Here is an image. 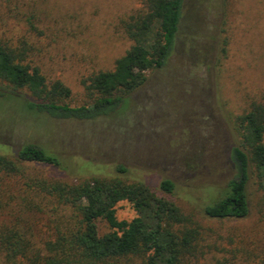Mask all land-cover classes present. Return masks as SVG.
I'll return each instance as SVG.
<instances>
[{"label": "rangeland", "instance_id": "374dc122", "mask_svg": "<svg viewBox=\"0 0 264 264\" xmlns=\"http://www.w3.org/2000/svg\"><path fill=\"white\" fill-rule=\"evenodd\" d=\"M139 2L0 0V13L6 16L5 34L12 40L24 35L32 44L31 60L46 81L58 80L69 91L64 102L78 107L92 100L81 80L109 69L129 47L117 22ZM185 9L188 18L165 63L148 72L118 111L91 120L57 119L27 109L20 100L0 97V155L35 144L59 160L58 167L21 163L17 176L6 179L1 189L21 194V182L33 176L67 184L120 176L143 179L155 188L158 180L169 178L175 185L170 200L198 225L201 260L225 257L231 264H264V201L254 173L246 182V217L212 219L201 210L235 177L229 158L238 142L235 117L251 101L264 102V0H228L226 52L218 64L213 36L219 15L193 8L192 1ZM9 210L17 211L14 201L0 213V223ZM36 216L40 223L47 217ZM115 216L128 221L133 211L122 201ZM96 226L98 234L109 230L100 219ZM119 264L141 263L132 259Z\"/></svg>", "mask_w": 264, "mask_h": 264}, {"label": "trees", "instance_id": "16d2710c", "mask_svg": "<svg viewBox=\"0 0 264 264\" xmlns=\"http://www.w3.org/2000/svg\"><path fill=\"white\" fill-rule=\"evenodd\" d=\"M189 1L193 8L219 15L221 21L213 37L214 61L220 63L226 52L228 0H140L117 22L129 47L109 69L81 80L92 100L78 107L64 102L69 91L58 80L46 81L31 60L32 44L24 35L12 40L5 34L6 16L0 13V97L20 100L27 109L57 119L91 120L120 110L124 97L143 84L148 72L165 63L188 18L185 8ZM18 91L27 97L19 96ZM235 127L238 142L229 154L235 177L202 206L207 218L247 216L249 174L254 173L264 201V102L251 101L235 117ZM25 162L59 166L55 153L35 144L0 155V213L6 211L8 202L17 206V211L9 210L8 219L0 223L2 264H119L132 259L141 264H231L225 257L201 260L198 225L170 200L175 185L169 178L158 180L156 189L143 179L127 181L120 176H93L70 184L33 176L21 182L25 188L21 194L1 189ZM117 169L124 172L122 167ZM122 201L133 211L128 221L115 216V206ZM36 214L47 217L40 223ZM97 219L109 230L98 234Z\"/></svg>", "mask_w": 264, "mask_h": 264}]
</instances>
